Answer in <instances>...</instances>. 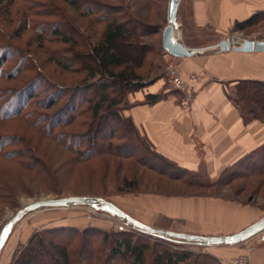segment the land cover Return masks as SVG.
Instances as JSON below:
<instances>
[{
	"label": "rangeland",
	"instance_id": "1",
	"mask_svg": "<svg viewBox=\"0 0 264 264\" xmlns=\"http://www.w3.org/2000/svg\"><path fill=\"white\" fill-rule=\"evenodd\" d=\"M72 1L75 2V5L66 0H16L10 6L8 2L0 4V60L4 56L6 57V63L0 64V99L5 95L12 100L10 93L18 92L22 87L35 82L27 89L29 91L34 88L32 93L36 97L32 100L30 108L24 112L36 109L37 115H34L33 120H41L39 116L43 119L46 115H49V119L51 117L56 119L54 115L62 109L70 96L71 98L74 97L71 94L72 92H68L69 89L85 82L83 79L86 77L87 72L78 70L82 62L71 53L73 47L75 48L74 44H65L61 39L53 38V35H50L59 23V28L67 36L77 39V51H82L83 42L96 43L102 36L105 24L100 22L98 15L88 14L89 7L96 8L97 4L103 5L102 7H126L125 11L141 17L143 21L157 25L161 30L168 24V4L170 0ZM260 14L262 15H259L257 21L245 30L236 31L232 29L229 32L228 38L237 40L236 43H232L233 46L240 45L243 39L264 40V13ZM175 25L178 27L177 22ZM145 39L157 52L154 51L147 57L149 64L143 70V73L149 74L148 70L151 71L153 64L156 67L161 66V70L164 71L166 66L165 57L162 58L158 52L161 46V38L153 35ZM56 60L60 61L62 65L57 63ZM68 63L73 64V67L66 69L63 65ZM75 95L72 101V111H70L74 112L73 109L76 106L79 107V110L75 108V112L78 110L75 122L67 126H61L59 131L67 129L70 134H84L88 130L91 117L84 113L88 105L82 103L84 105L80 107L82 105L80 100L85 95L89 97L93 94L79 91L75 92ZM52 99L57 100L56 104L48 109L45 105ZM4 101L2 100L1 103ZM35 102L41 106L35 107ZM17 103L18 101H13V105H17ZM42 113L46 114L43 115ZM25 117V115H22L13 120L11 118L3 120V117H0V140H4L5 135L16 134L25 136L29 141L6 144L7 146L2 150L3 152L0 153V234L3 227L24 206L42 198L74 195L105 196L104 198L121 206V208H125L124 201L128 196L157 195L154 193L156 191L159 195L168 196H208L254 208L264 216V177L252 178L244 175L258 170L262 161H258L253 169L248 166H240V169L236 171L241 175L234 176V178L220 185L211 188H190L187 183H183L181 180L171 181L167 179L168 181L162 180L161 182L157 174L143 168L136 160L137 156H149L148 162L151 161L158 165L164 164L156 158L151 159V153L148 150L145 153L140 149L139 141L135 136L132 137V134L128 133V127L113 116L111 121L108 120L109 124L102 120L101 127L95 128L96 136L93 140H89L90 148H92V142L96 138L98 139V146L96 145L98 152L109 145L113 146L108 151L99 153L96 157L90 159L84 156L81 157L72 150V148L76 149L73 146V142L76 141H70L72 143L70 145L71 149L65 146V142L56 143V141H52L42 133L40 129L37 130L29 120L27 122ZM105 121H107V118ZM47 124H49L48 120L44 119L42 125L47 126ZM103 130L106 131L101 132ZM114 132L117 133L115 138L112 135ZM89 135H91L90 132L86 134L85 139L89 138ZM15 141H18V139L16 138ZM125 142L130 144L124 146ZM77 143L82 144L83 140ZM2 147L3 144H0V149ZM29 148H35L37 152L27 151ZM84 149L86 148L84 147ZM7 152L8 154L11 153L12 160L7 159ZM131 154L133 155L129 157ZM169 171L176 170L169 168ZM182 174L185 181L196 179L194 181L204 184L210 182L209 177L206 175L193 176L194 173L184 171H182ZM138 176L141 178L139 187L127 188L125 180L129 181ZM63 225L79 228L80 231L87 226L99 227L105 231H132L140 234L142 238L149 239L151 243L159 240V245L192 251L194 258L203 261V263L206 260L204 255V253H207L206 251H216L217 247H221L186 242L169 237L165 239L158 238L134 228L126 220H122L106 210L88 205H72L64 208L38 209L26 214L14 226L9 235L0 253V264H18L17 259L20 252L28 244L34 233L42 229ZM52 237L57 241H62V239L68 238L69 235L59 234ZM73 237L77 238L74 239L70 248L72 254L77 258V264H85L84 262L103 264L102 255L105 252L109 253V243H103V236L90 233L88 238L83 236ZM253 237H260L257 242H263L264 232H259ZM47 239L49 240V238ZM86 242L88 245H86ZM84 245H86L90 254L84 252ZM156 248L160 249V246H156ZM100 249L103 250L102 253L99 251ZM45 251L40 249L32 253L30 264H54L52 255L46 254ZM104 258L106 259V257ZM83 259L86 261H83ZM152 262L153 258L149 254L147 264ZM113 263L124 264L120 258H117Z\"/></svg>",
	"mask_w": 264,
	"mask_h": 264
},
{
	"label": "crops",
	"instance_id": "2",
	"mask_svg": "<svg viewBox=\"0 0 264 264\" xmlns=\"http://www.w3.org/2000/svg\"><path fill=\"white\" fill-rule=\"evenodd\" d=\"M257 12H264V0H180L175 36L195 53L165 54V62L174 61L184 74L199 76L194 100L185 106L182 95L162 77L132 94V107L124 112L158 154L210 181L264 145V122L246 123L228 96L241 80L264 81V51H223L219 46L236 21ZM149 93L161 97L145 103ZM124 206L119 207L149 226L199 235L234 234L263 216L254 208L208 196H128ZM258 239L206 252L223 264L240 255L264 262V241Z\"/></svg>",
	"mask_w": 264,
	"mask_h": 264
},
{
	"label": "trees",
	"instance_id": "3",
	"mask_svg": "<svg viewBox=\"0 0 264 264\" xmlns=\"http://www.w3.org/2000/svg\"><path fill=\"white\" fill-rule=\"evenodd\" d=\"M15 1L16 0H0V4L8 2V5L10 6L14 4ZM66 1H68L72 5H75V2H73L72 0ZM168 5L169 22L170 2ZM102 6L97 4L96 8H93L91 6L88 9L89 15H98L100 17V22L105 24L102 36L96 43H89L87 41L83 42L82 51L76 50V46H78L77 39H73L72 37L67 36L62 31V29L59 28L60 23L50 33V35H53V38L61 39L65 44H74L73 46H75V48L73 47L71 53L77 56V59L82 62L78 70H80L81 72H87L86 77L83 79L85 80L84 84L71 87L69 89L68 92H72L71 94L74 97L71 98L70 96L69 100L62 107V109H60L54 115L56 119H53L52 117L49 119V115H46L42 119V117L38 115L41 120H33L32 118L34 117V115H37L36 109H32L24 113L30 108L32 100L36 97V95L32 93V89L34 88H31L29 90L31 91L30 93H28L29 91L27 89L28 86H32L35 82L31 85L28 84L22 87L18 92L14 91L10 93V98H13L12 100L8 99L4 95V97L0 99V117H3V120L8 118H11V120H13L18 118L19 116L21 117L22 115H25L27 122L29 120L37 130L40 129V131L52 141H56V143L65 142V146H68L67 148H70V145H72L70 141H76L73 142V146L76 149L72 148V150L75 151L79 156L88 157L87 159H90L96 157L99 153L108 151L109 149H111V146H113L109 145L107 146V148H104L100 152H98L96 150V148H98L97 138L92 142V148H90L89 144V140H93L96 136L95 128L101 127L103 121L108 123V120L111 121L113 116L116 120H120L119 122L125 124L128 127V133L132 134V137L135 136L139 141L140 149H142L145 153L146 150H148L151 153V159L156 158L157 160L163 162L164 165H158L157 163L155 164L151 161L148 162L149 156L147 157L145 155H141L136 157L138 163H140L143 168H147L152 173L157 174V176L160 177L159 180L161 182L162 180L167 179L171 181L181 180V182L187 183V186L190 188H211L220 185L231 178H234V176L241 175V173H238V171H236L237 169H240V166H248L250 169H253L254 165L258 164V161H262L261 167L258 170H254L253 172L251 171V173H249L248 175H244L250 176L252 178L264 177V145L255 150L251 155L241 160L233 168L227 169L219 179H217L216 181H210L208 184L194 181L196 179H192L193 181L191 179L185 181L182 171L189 173L192 172L165 159L153 149L150 142L141 134L140 130L136 127L133 120L130 117L126 116L124 112L132 107V101L130 100L132 94L137 91L144 90L162 77L166 81L164 71L161 70V66L156 67L155 64H153L151 71L148 70L149 74H144L143 70H145L149 64V61H147V57L150 56L154 51L157 52L154 47L150 46L145 38L153 35L159 36L161 38V46L159 47L160 50L158 51L159 55L164 58L165 54H168V52L164 49L162 43V33L168 24L164 27L163 30H161V28L159 29L157 25L143 21L141 17L135 16L133 13L125 11L126 7L116 8L111 6ZM260 13L264 12H257L248 19H245L243 21H236L233 29H235L236 31L245 30V28L253 25L255 21H257L259 15H262ZM4 63H6L5 56L0 60V64ZM57 63L62 65L60 61H57ZM63 66L67 69L73 67V64L71 65V63H68L64 64ZM79 91L93 94L89 97L85 95V97L80 100V104L86 103L88 105L87 110L84 112L87 113L89 117H91V122L89 124L88 130L85 131L84 134H70L68 133L69 131H67V129L59 131V128H61V126H67L72 122H75V116L77 114V111L79 110V107H75L78 108L76 112L75 108L73 109L74 112L70 111H72V101L74 100L73 98H75L76 96L75 92L77 93ZM228 96L237 106L243 120L246 123L254 120H260L264 122V81L254 79L241 80L237 83L235 92L233 94L229 93ZM160 97V95L149 93L146 96L145 103H155ZM2 100L5 101L1 103ZM14 100L18 101L17 105H13ZM56 101L57 100L52 99L47 105H45V107L51 109L53 106H55ZM84 104H82L80 107H82ZM34 105L35 107L41 106L36 102L34 103ZM42 114L45 115L46 113ZM59 116L62 118H60ZM57 117L59 118L57 119ZM106 118L107 121H105ZM44 119L48 120L49 124H47V126L42 125V123H44ZM104 131L106 130H103L101 132ZM89 132L91 135H89V138L87 137L85 139L86 134H88ZM112 135L115 138V135H117V133L114 132V134L112 133ZM13 137H16L18 141H15L16 138ZM3 139L4 140H0V144H3V147L0 149V153L3 152L2 150L9 143L18 144L27 140L25 136H18L16 134L5 135ZM81 140H83V143L78 144L77 142ZM129 144L130 143L125 142L124 146ZM83 146L86 149H84ZM30 150H33L34 152L35 148L27 149V151ZM6 154L8 156H6L7 159L12 160L13 157L10 156L11 153L8 154L7 152ZM133 154H131L129 157H131ZM163 166L168 168L166 169ZM169 168H172L176 171L170 172ZM195 175L196 174H194L193 176ZM140 181L141 178L138 176L137 178L129 181L125 180V183L127 184V188L131 189L138 188L141 184ZM156 192L154 193L158 194ZM162 227L166 228L165 226ZM90 233L100 234L104 237L103 243H109V253L105 252L102 255L103 264H114L113 262L117 258L122 259L124 264H147L149 254L153 258V262L151 264H223L216 256L209 252L204 253L206 260H204L203 263V261L201 262L194 258V254L192 251L165 247L158 244L159 240H157V242L151 243L149 239L142 238L140 234H137L135 232L133 233L132 231H105L99 227L94 226H87L82 231H80L79 228L64 225L42 229L41 231H37L36 233H34L30 238L28 244L20 252L17 263L30 264L32 260V253L36 252L37 250L43 249L46 250V254L52 255L54 264H77V258L72 254L70 248L71 244L74 242V239L77 238H74L73 236H83L84 238H88ZM59 234L69 235V237L62 239L63 242L57 241L54 237H52L53 235L58 236ZM47 238H49V240ZM86 245H88L87 242ZM86 245H84L83 247L84 252L90 254L88 249L86 248ZM156 246H160V249H157ZM99 251H101L102 253L103 250L100 249ZM104 257H106V259ZM83 261L86 260L83 259ZM84 263L90 264L89 262Z\"/></svg>",
	"mask_w": 264,
	"mask_h": 264
},
{
	"label": "water",
	"instance_id": "4",
	"mask_svg": "<svg viewBox=\"0 0 264 264\" xmlns=\"http://www.w3.org/2000/svg\"><path fill=\"white\" fill-rule=\"evenodd\" d=\"M180 0L170 1V11H169V22L168 25L163 30V47L168 52L175 57H187L192 56L195 50L185 47L182 42L176 39L175 29H176V15L178 10ZM237 40L233 38L232 40L227 38L219 44L223 51L229 49H234L243 52H262L264 51V40H251L243 39L240 45L233 46L232 43H236ZM82 206L88 205L95 208H100L106 210L122 220H126L134 228L141 230L152 236L163 238L166 237L174 238L178 240H183L186 242H197L200 244L208 246H221V245H238L259 232L264 230V216H262L258 221L251 224L247 228L243 229L234 234L229 235H199L186 232H178L163 228H157L149 226L121 209L118 205L112 201L99 196H67V197H56V198H42L34 201L31 204L24 206L20 209L16 215L3 227L0 234V253L5 246V243L11 234L14 226L28 213L36 211L38 209H55L64 208L69 206Z\"/></svg>",
	"mask_w": 264,
	"mask_h": 264
},
{
	"label": "built area",
	"instance_id": "5",
	"mask_svg": "<svg viewBox=\"0 0 264 264\" xmlns=\"http://www.w3.org/2000/svg\"><path fill=\"white\" fill-rule=\"evenodd\" d=\"M164 76L169 88L178 91L182 95V103L189 106L195 98L199 76L194 72L184 74L174 61L166 62ZM230 264H264V262L253 263L248 255H240L230 261Z\"/></svg>",
	"mask_w": 264,
	"mask_h": 264
},
{
	"label": "bare ground",
	"instance_id": "6",
	"mask_svg": "<svg viewBox=\"0 0 264 264\" xmlns=\"http://www.w3.org/2000/svg\"><path fill=\"white\" fill-rule=\"evenodd\" d=\"M33 203V202H32ZM31 204V203H30ZM258 221V220H257Z\"/></svg>",
	"mask_w": 264,
	"mask_h": 264
}]
</instances>
